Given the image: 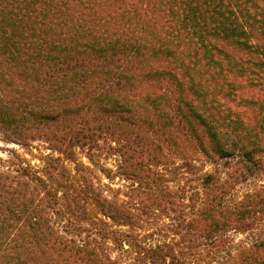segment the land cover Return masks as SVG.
<instances>
[{
    "label": "trees",
    "instance_id": "16d2710c",
    "mask_svg": "<svg viewBox=\"0 0 264 264\" xmlns=\"http://www.w3.org/2000/svg\"><path fill=\"white\" fill-rule=\"evenodd\" d=\"M0 132L58 156L0 160V264H264V186L229 201L264 171V0H0ZM102 149L125 199L75 184ZM173 157L237 163L174 191Z\"/></svg>",
    "mask_w": 264,
    "mask_h": 264
},
{
    "label": "rangeland",
    "instance_id": "374dc122",
    "mask_svg": "<svg viewBox=\"0 0 264 264\" xmlns=\"http://www.w3.org/2000/svg\"><path fill=\"white\" fill-rule=\"evenodd\" d=\"M97 154L99 157H95L92 163L87 158L86 154L78 151L77 159L79 160V163L85 165L88 169L84 171V174L76 176V186L82 184V182L85 180L89 183V186H91L103 196H105V186H110L113 190L122 191L121 198L125 199L124 193L128 191L127 188H131L132 182L124 180V178L118 174L121 170V158L117 153H108V151L103 149L97 152ZM52 155L58 157L57 154L49 150V147L47 144H45V142L36 141L30 143V146L24 147L18 144L6 142L4 140L3 134L0 132V160L2 161H11L13 164H19L20 162H18V160H20L21 162H26L28 166L35 167L39 172H41L46 168L45 158ZM236 163L237 158H228L219 161L217 164H212L211 162H205L203 160L194 162L193 164H188L178 158L173 157L171 164L164 169L168 173L167 180L170 181L169 186L172 188V190L177 191L185 188V177H195L196 175H200L205 172L215 173L222 182H226L228 181L229 176H231ZM67 164L68 170L74 174V170L76 168L75 165L71 163ZM4 168H6V166H4ZM9 172H11V170H9ZM106 175H108L112 180H110ZM195 186L199 188L197 184ZM261 186H264V171L255 172V174L245 172L244 175L241 176L240 181L235 185L233 191L234 193L229 198V201L237 200L246 193L253 192ZM199 192L202 193L201 188H199ZM118 195L120 194L118 193ZM89 204L90 205L87 206V208L91 213L86 217L89 216L96 223L105 221V218L97 209L94 208L91 202ZM146 215L148 216L146 220L149 222V225H141L145 231L151 230L152 228H162L164 224L171 223L170 219L163 217L160 213L147 212ZM181 215L182 214H180V216ZM82 217L84 216L80 215V218ZM86 217L84 219L86 222L83 223V225L87 227L92 226V228H94L93 225H91L92 222L87 221ZM123 230L129 231L128 228H123ZM174 233L177 234L172 235L173 238L177 242L183 243V237L185 236L184 228H180L178 231L173 232V234ZM230 235L234 237L236 242L246 241L247 237L245 234L234 232H232Z\"/></svg>",
    "mask_w": 264,
    "mask_h": 264
}]
</instances>
